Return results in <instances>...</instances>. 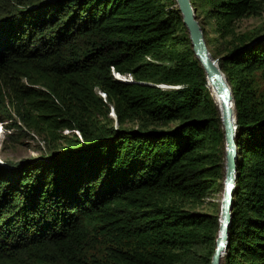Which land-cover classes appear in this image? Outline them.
<instances>
[{"label":"trees","instance_id":"trees-1","mask_svg":"<svg viewBox=\"0 0 264 264\" xmlns=\"http://www.w3.org/2000/svg\"><path fill=\"white\" fill-rule=\"evenodd\" d=\"M190 1L235 104L222 264H264V25L235 29L264 2ZM218 112L174 0H0V121L51 148L0 166V264H210L217 212L185 203L221 186Z\"/></svg>","mask_w":264,"mask_h":264},{"label":"water","instance_id":"water-1","mask_svg":"<svg viewBox=\"0 0 264 264\" xmlns=\"http://www.w3.org/2000/svg\"><path fill=\"white\" fill-rule=\"evenodd\" d=\"M174 1L180 13L181 21L186 28L193 55L204 72L206 86L208 89L214 91L219 100V121L223 139V180L217 219V235L214 239V249L210 258V264H222V259L229 246V226L236 185L238 152L235 140L237 125L234 98L231 85L219 67V59L212 56L206 44L201 25L196 18V9L190 0ZM163 85L156 86L177 88Z\"/></svg>","mask_w":264,"mask_h":264},{"label":"rangeland","instance_id":"rangeland-1","mask_svg":"<svg viewBox=\"0 0 264 264\" xmlns=\"http://www.w3.org/2000/svg\"><path fill=\"white\" fill-rule=\"evenodd\" d=\"M262 1L264 2V0ZM201 18H202V14L200 15V19ZM263 25H264V9H262L260 12L256 13L255 15H251L236 21L235 29L239 33L245 31L250 32L255 29H258L260 26ZM255 79L259 91L264 94V76L260 75V72L258 71L255 74ZM118 80L126 81L123 79H118ZM132 80L133 78L131 76V80H128L126 82H130ZM158 86H162V85H158ZM211 97L213 98V96ZM109 110L110 111L108 112V116L115 122L117 117L114 112H111V108ZM14 121H16L20 126L16 127V125H13L12 127H8L12 125ZM175 124L176 122H171L166 126H157V128L170 129L173 126H175ZM129 126H133L134 128H136V125L132 123H129ZM62 133L63 134L73 133L77 137H79V133L76 130H72L71 133L70 130H64L62 131ZM44 137L45 135L43 133L39 134L36 132H32V130L22 125L18 121L16 115L13 116V119H5L3 121H0V166L4 167L8 165V163H18L24 160L45 157L51 148L48 146L46 141L47 139ZM222 180L223 177L220 180L221 186L218 188L219 191L215 189L216 191L213 190V192L215 191L214 193L210 192L208 195L202 197L199 201L187 202L185 203V206L194 212H199L202 214L217 212V219H218L220 199L222 193ZM216 235H217V229L215 231V237Z\"/></svg>","mask_w":264,"mask_h":264},{"label":"built area","instance_id":"built-area-1","mask_svg":"<svg viewBox=\"0 0 264 264\" xmlns=\"http://www.w3.org/2000/svg\"><path fill=\"white\" fill-rule=\"evenodd\" d=\"M146 59L147 60H151L149 56H146ZM110 73L117 79H123V80H131V74H121L119 72H117L113 66H110ZM98 94L100 95V97L106 101V96H105V93L101 92V91H98ZM111 108V112H113V109L112 107Z\"/></svg>","mask_w":264,"mask_h":264},{"label":"bare ground","instance_id":"bare-ground-1","mask_svg":"<svg viewBox=\"0 0 264 264\" xmlns=\"http://www.w3.org/2000/svg\"><path fill=\"white\" fill-rule=\"evenodd\" d=\"M210 93H211V96H213L216 104H217V108H218V115H220V108H219V100L217 99V96L216 94L214 93V91L212 89H209ZM212 98V97H211ZM2 132V131H1Z\"/></svg>","mask_w":264,"mask_h":264}]
</instances>
